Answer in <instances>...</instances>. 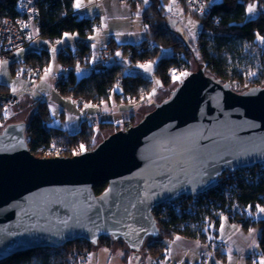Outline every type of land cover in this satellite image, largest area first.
<instances>
[{"label":"water","instance_id":"obj_1","mask_svg":"<svg viewBox=\"0 0 264 264\" xmlns=\"http://www.w3.org/2000/svg\"><path fill=\"white\" fill-rule=\"evenodd\" d=\"M25 130L23 120L0 129V261L103 236L139 256L160 235L155 206L264 163V87L236 92L201 67L139 122L73 156H35Z\"/></svg>","mask_w":264,"mask_h":264},{"label":"trees","instance_id":"obj_2","mask_svg":"<svg viewBox=\"0 0 264 264\" xmlns=\"http://www.w3.org/2000/svg\"><path fill=\"white\" fill-rule=\"evenodd\" d=\"M169 1L126 0L132 9H142V20L149 38L132 44L118 42L112 37L104 47L110 50L108 59L100 57L94 64L91 63V36L98 17L78 13L75 8L76 0L40 1L37 26L40 38L58 42L65 34H77L73 45L66 44L57 53L60 66L65 69L57 83L58 93L84 98L86 103L109 102L113 95L120 101H133L142 94H148L154 82L140 73H126L123 60L129 57L131 64L138 60H153L165 48L172 49L173 55L164 57L155 69L164 89L171 86L173 89L178 84L172 74L174 67L180 66L190 71L192 60L197 59L205 67L207 75L221 83L229 82L236 92L264 87V42L259 39L264 37V0H202L210 9L204 15L193 14L202 23L198 51L190 48L185 38L167 22ZM255 1L258 2V13L249 18L248 6ZM17 16L19 12L16 0H0V22ZM25 61L36 64L41 69L47 68L50 52L47 49L29 51ZM10 65L14 70V63L10 62ZM82 69L87 71L79 76L78 71ZM8 87L9 84L0 82V93H7ZM35 104L37 108L32 117L25 121L26 140L35 156L40 157L38 154L41 151H48L54 139L65 144H87L86 150L81 149L68 156L91 150L98 144L95 141L97 129L94 123L84 119L78 131L70 132L52 123L53 116L48 101L38 100ZM128 121L129 126L139 122L136 115H132ZM10 122L13 121L8 122V115L0 106V129ZM114 126L115 123L103 121L99 122L98 130L106 132ZM107 184H95L94 192L101 194ZM179 202L182 204L178 211L170 208L163 212L164 219L159 226L160 235L147 245L148 252L159 263L166 260L169 250L167 240H172L175 236L192 240L206 238L208 232L212 229L216 231L220 227L221 214L226 215L231 223L240 224L246 230L260 228L259 246L264 258V218L259 217L258 213L264 207L262 167L253 166L248 169V173L235 172L225 176L215 189L206 194L205 201L198 204L187 199ZM115 242L127 246L121 239L103 236L97 243L82 239L58 248L46 247L20 252L0 261V264H83L95 248L104 246L112 250ZM132 252L129 247L125 249L122 260L127 262ZM219 256L226 258L224 253Z\"/></svg>","mask_w":264,"mask_h":264},{"label":"rangeland","instance_id":"obj_3","mask_svg":"<svg viewBox=\"0 0 264 264\" xmlns=\"http://www.w3.org/2000/svg\"><path fill=\"white\" fill-rule=\"evenodd\" d=\"M80 1L81 0H76V5ZM90 2L91 4H97L99 3V0H90ZM120 2L125 3L129 6L126 0H120ZM249 6L253 7V11L249 12L247 9V14L249 18H252L258 13V2H251ZM131 10L137 11L140 14L136 13V15L132 17V20L128 22V24L126 23V19L119 18L117 21H110L108 25L115 28L117 31H120V27L123 26L126 31L122 33L125 34L127 38L130 37L129 39H127L128 42L132 44H137L140 43L142 40L149 38V36L147 27L142 20V9L131 8ZM167 12L169 13L167 22L170 24V26L173 27L174 30L179 33V35L185 38L190 48L195 51H198L199 44L201 42L200 33L202 31V23L199 19L194 17L193 14L197 13L201 15L200 10H197L192 5H190L188 0H170L167 3ZM84 14L85 16L90 17L93 15V10H89ZM107 26L104 25V29H106ZM121 37L125 36L122 35ZM76 38V33L65 34L64 37L58 42H52L49 39L39 37V39H37L34 43L27 47H24L23 49H20L17 52V58L19 60L25 61L26 54L30 48L37 50H49L50 63L47 68L42 69L44 71L37 78H19L15 73L16 67H14L13 70L10 65V61H8L6 58L1 59V81L4 83L6 82V84H9V94L17 97L18 99V103L11 108L9 113H7L8 122L15 121L21 116H24V118H28L29 120L32 117L33 111L37 108L35 104L36 101H47L49 94H51V88L58 93L57 83L60 75L65 69L64 67L60 66L57 60V53L60 47L65 46L66 44L73 45L74 40ZM91 38L93 49L91 63L94 64L95 61L100 58L99 51L104 48L107 43L103 41L99 26H96V31L92 34ZM124 43H126V41H124ZM171 55H173V50L170 48H165L162 50L161 54L153 60H138L133 64H131L129 57H126L123 60V64L126 66V73H140L154 82L153 88L148 94H142L140 98H136L133 101H120L113 95V104L109 103L110 101L103 103H86L84 102V98L66 96L72 98L73 101H75V104L79 105V107L85 108V111H87L88 108L98 110L100 109L102 110L101 112H103V108L110 109L116 107V111L120 108H125L127 110L130 109L123 113L118 110L119 114L121 115L120 122H115V126L112 130L100 132L98 130L99 128L97 125V139L95 140L96 143H99L108 135L118 130L127 129L128 127H130L128 124V120L132 115H136V120L140 121L144 114L154 109L155 104L157 102L162 101L165 97L170 94L172 86L168 89L162 88L161 80L155 74V69L157 64L164 57H169ZM192 63L193 66L190 72L196 71L202 67L198 59L192 60ZM86 71L87 70L85 69L79 70V76L85 73ZM51 106V113L53 116L52 123L54 125L62 128L68 127L70 128V130H74V128H76L75 124L77 120H74L73 116L68 115L67 117H64L65 119L61 118L60 109L55 107L54 104H52ZM109 118L112 119L113 116L110 115ZM53 144H62L67 146V151H60V153L65 155H72L74 153H77L81 149L86 150L88 148L87 144L84 142L76 144H65L54 139ZM55 152L56 151L47 153L46 151H41V153L38 155H40V157H42L41 155H47L45 158H48L49 155L53 156ZM260 209L258 211L259 217L264 218V212H261ZM219 217L221 219L220 227L216 229V231L212 229L210 232H208L206 238L192 240L182 236H175V238L172 239H182L185 241L184 245L187 246L184 248H187L189 250L192 249V258L189 259L190 261L187 264H261V261H264V258L261 256V250L259 246V237L261 232L260 228L253 227L249 230H246L240 224L231 223L228 220V217L224 214H221ZM152 239L153 237H148L145 241L144 246L140 250L139 256H136L134 252H132L127 262L123 261L121 257H123L125 249H127L128 247L123 244H120L119 242H115L112 250L104 246H99L95 248L90 254L89 259L83 264H167L169 258L159 263L158 260L152 257L148 252L147 245L150 241H152ZM172 240H167V242L172 243ZM99 250L100 252H97ZM222 252L226 254L225 259H222L219 256L222 254ZM180 255L181 254L173 248L172 252L170 251V258H176V260L173 261L171 264H182L179 261Z\"/></svg>","mask_w":264,"mask_h":264},{"label":"built area","instance_id":"obj_4","mask_svg":"<svg viewBox=\"0 0 264 264\" xmlns=\"http://www.w3.org/2000/svg\"><path fill=\"white\" fill-rule=\"evenodd\" d=\"M40 1L42 0H16V8L19 12V16H17L16 18H5L3 21L0 22V60L6 58L11 63H14L16 67L15 73L19 78H37L44 71L37 65H34L27 61L19 60L17 58V52L20 49L31 45L40 37V34L37 31L39 19L38 7ZM188 2L194 8L200 10V13L203 15L206 14L210 9L204 4L202 0H188ZM99 55L102 59L106 60L110 55V51L107 48H102L99 51ZM190 73L191 72L184 67L176 66L173 68V78L178 84L184 81ZM17 102V97L9 93H0V106L5 110L6 113H9L11 108L14 107ZM65 150L67 151V146L52 143V146L48 150L49 152H46L51 153L56 151L53 156L49 155L48 158L68 156L60 153V151ZM46 156L47 155H44V157ZM256 166H260L262 167V170H264V163ZM251 167L239 168L234 171H227L220 177V181L221 179L225 178V176H228L235 172L245 171L246 173H248V169ZM216 187L210 190H213ZM209 191L202 192L199 194L183 195L175 200L168 201L155 206L152 210V213L154 215L158 227L161 225V221H163L164 219L163 212H165L167 209L171 208L176 209L178 211L182 204L179 201H182L183 199H187L198 204L200 201H205L206 194Z\"/></svg>","mask_w":264,"mask_h":264},{"label":"crops","instance_id":"obj_5","mask_svg":"<svg viewBox=\"0 0 264 264\" xmlns=\"http://www.w3.org/2000/svg\"><path fill=\"white\" fill-rule=\"evenodd\" d=\"M213 1H216V0H213ZM217 1H219V0H217ZM79 5L80 6L77 7L76 2H75V8H76V11L78 13L85 15L84 13H86L87 11L93 10V15L90 17H95V16L98 17V21L96 23V26H99V30L101 31L102 38H103V41L105 43H107L112 37L115 38L118 42L124 43V41H126V43H130L127 40L130 37L127 38V36L122 33V32L126 31V29H124L123 26L120 27V31H121L120 32V31H117L115 28L109 26L108 24L110 21H117L119 18L126 19V23L128 24V22H130L132 20V17L134 15H136V13H139V12L131 10V8L127 4L120 2V0H99V3H97V4H91L90 0H84V2H83V0H81L79 2ZM104 25H106V26L108 25L106 27V29H104ZM102 30H103V32H102ZM95 31H96V27H95L94 32ZM122 35H124L125 37H121ZM32 50H37V49L30 48L28 50V52L32 51ZM0 63H1V60H0ZM0 82H2L1 76H0ZM9 92H7V93H9ZM112 100L113 99H111L109 103L113 104ZM47 101L49 102L50 109L52 108L51 105L54 104L55 107L60 109V111H63V113L61 114V118L67 117L68 115H71V116H73L74 120H77V122L75 124L76 128H74V130H70V128L64 127V129H66L70 132L78 131L81 128L82 121L84 119H87L89 122L94 123V125H96L95 126L96 128H97V125L99 124V122H103V121H109L111 123H115V122L119 123L121 115L119 114L118 110L121 111L122 113L130 110V109L127 110L125 108H120L121 110L117 109V111H116V109H115L116 107H115V108H110V109L109 108H103V112H101L102 110H100V109L98 110V109H89V108L87 111H85L86 109L81 108V107H79V105L75 104V101H73L72 98L63 96L60 93H57L56 91H54L52 88H51V94H49ZM111 107H113V106H111ZM104 114H106V115H104ZM110 115L113 116L112 119L109 118ZM20 120L28 121V118H24V116L23 117L21 116V117L17 118L15 121H20ZM184 242L185 241L182 239H175V240H172V243H169V250L167 253V257H166V259L169 258L167 264H171L173 261L176 260V258H174V259L170 258V251L172 252L173 248H174V250H177V252H179L181 254L179 257V259H180L179 261L182 264L189 263V261H190L189 259L192 258V255H191L192 249L189 250L187 248H184V247H187L186 245H184ZM97 252H100V250Z\"/></svg>","mask_w":264,"mask_h":264},{"label":"snow or ice","instance_id":"obj_6","mask_svg":"<svg viewBox=\"0 0 264 264\" xmlns=\"http://www.w3.org/2000/svg\"><path fill=\"white\" fill-rule=\"evenodd\" d=\"M76 6L79 7V6H80L79 3H77ZM248 11H249V12H252V11H253V7H252V6H249ZM259 39H260L262 42H264V37H260ZM117 55H120V54L117 53ZM142 67H143V66H142ZM49 71H50V69H49ZM82 147H83V146H82ZM260 211H261V212H264V208H261ZM261 264H264V261H261Z\"/></svg>","mask_w":264,"mask_h":264}]
</instances>
